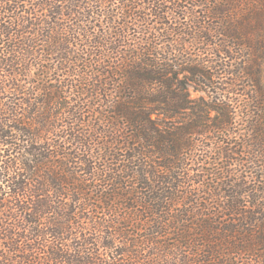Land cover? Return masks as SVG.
<instances>
[{"label":"trees","instance_id":"trees-1","mask_svg":"<svg viewBox=\"0 0 264 264\" xmlns=\"http://www.w3.org/2000/svg\"><path fill=\"white\" fill-rule=\"evenodd\" d=\"M263 66L264 0H0V264H264Z\"/></svg>","mask_w":264,"mask_h":264},{"label":"rangeland","instance_id":"rangeland-1","mask_svg":"<svg viewBox=\"0 0 264 264\" xmlns=\"http://www.w3.org/2000/svg\"><path fill=\"white\" fill-rule=\"evenodd\" d=\"M139 37V36H138ZM140 38H141V36H140ZM263 71H264V66H263ZM195 95V94H194Z\"/></svg>","mask_w":264,"mask_h":264}]
</instances>
